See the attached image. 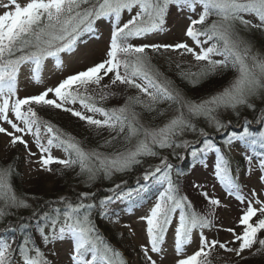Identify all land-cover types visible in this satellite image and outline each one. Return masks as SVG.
I'll use <instances>...</instances> for the list:
<instances>
[{
    "label": "snow or ice",
    "instance_id": "obj_1",
    "mask_svg": "<svg viewBox=\"0 0 264 264\" xmlns=\"http://www.w3.org/2000/svg\"><path fill=\"white\" fill-rule=\"evenodd\" d=\"M170 5L189 12H195L197 5L202 7L199 19L192 20L189 17L191 22L185 32L199 51L187 43L133 45L130 41L134 39L163 31ZM0 6L13 9L0 15V121L7 123L14 130L9 132L0 126V133L11 137V146L14 147L19 142L25 148L28 147L27 141L16 133L32 135L36 147L40 150L38 163L44 171H52L50 165L55 163L62 165L64 169L79 167L78 175H86L88 180H93L101 172L105 178H110L114 172H124L133 165L140 164L141 157L159 155L157 148L188 147L187 141L178 142L177 137L185 132H197L196 125L192 122L194 118L203 117L210 126L220 131L224 127L216 115L220 110L231 109L235 112L242 106L254 110L255 105L250 100L253 97L259 98L264 93V58H260L258 54H250L251 46L238 35L235 28L238 22L245 28L251 26L264 31V0H30L25 6L16 3V0H10L8 4ZM134 9L135 14L131 15ZM125 12L129 13L131 18L121 26V17ZM245 14L254 16L258 23L252 24L251 21L245 20L243 18ZM210 16L217 17V20L207 27L196 28V25H204ZM105 18L114 21L105 60L68 76L55 88H48L35 96L13 100V97H17L18 76L22 67L29 66L31 79L40 83L44 62L51 58L54 67L61 68V54L73 52L80 37L94 33L96 22ZM201 37L204 39L201 40ZM146 49H151L155 53H159L161 49L165 51L182 49L181 55L191 54L197 62H205L199 72H181V78L198 79L228 68L235 70L236 76L223 91L199 103L188 101L178 90L171 87L170 81L162 79L160 74L154 71ZM213 56H220L222 59H213ZM179 67L177 64V68ZM109 74H112L110 85L119 83L137 90L139 94L127 96L124 105L119 108L106 109L99 106L96 98L88 94V89L90 86L99 87L101 101L114 95L103 91L110 87L109 84H101ZM49 93H54L55 98L46 99ZM142 96L147 99H142ZM77 102L93 115H85L81 111L65 106ZM161 103H167L176 114L160 127L147 128L142 125L139 122L140 113L135 109L140 107L151 113L156 111ZM33 105L69 112L98 132L106 128L109 132L116 133L113 140L123 134V142L129 146L111 155L95 149L85 150L74 137L50 122L43 121ZM9 112L14 115L16 121L23 124V127L9 118ZM96 115L103 119L94 118ZM41 127L49 134L46 144L41 143ZM199 133L204 135L203 129H200ZM133 139L136 141L135 144H132ZM235 140L246 144L260 157L259 168L262 173L260 180L264 184V152H256L257 146L264 149V131L254 134L244 128L241 135L230 136L226 145H231ZM53 148L61 150L66 158L54 157L51 154ZM213 148L214 145L205 140L204 147L193 150L191 154L196 158L198 152ZM215 151L220 150L216 148ZM29 154L35 155L31 152ZM246 158L251 163V157ZM162 164L163 168L157 166L147 171L143 177L145 181L152 180L156 184L167 185L159 193L150 213L141 217L147 224L146 232L150 245V249L141 245L146 264H157L149 252L162 253L165 235L177 210H179L178 224L175 228L177 255H180L183 246L191 241L194 229H204L211 225L208 216L197 213L186 197L178 195L171 177V166L163 160ZM11 172L10 167L0 168L2 205L0 217L6 214L5 208L28 207L11 189L8 182ZM215 175L229 195H235L238 201L245 203V197L239 194V186L230 175L228 160L223 155L218 157ZM146 190L147 185H142L135 192L117 193L116 199L130 200ZM202 195L213 208L220 205L219 200L209 198L207 193ZM256 195L257 193L253 191V198ZM88 196V193H81L80 201L75 204L62 200L60 203L64 205L63 210L57 208L53 210L54 215L43 214L41 217L43 224H37L42 241L47 246L70 237L73 241L72 264H126L121 254L112 249L92 226L90 216L95 205L84 202ZM106 203L107 201L102 202ZM254 203L260 207L256 208L253 201H248L239 219V224L244 226L242 234L237 235L234 229H228L235 237L233 243L240 241L238 248H230L226 243L216 240L209 241L201 232L199 250L191 256L178 259L176 264H212L209 259L210 250L217 244L220 249L235 252L238 257L246 249H252L254 245L258 247L253 254L264 252V238L258 235L264 232V201L254 199ZM258 213L261 218L250 222ZM45 228L49 230L47 233ZM17 251L19 260L16 258ZM0 264H50V261L40 248L32 245L30 237L25 236L18 250L12 248L11 243L0 241Z\"/></svg>",
    "mask_w": 264,
    "mask_h": 264
},
{
    "label": "rangeland",
    "instance_id": "obj_2",
    "mask_svg": "<svg viewBox=\"0 0 264 264\" xmlns=\"http://www.w3.org/2000/svg\"><path fill=\"white\" fill-rule=\"evenodd\" d=\"M10 0H0V5L8 4ZM30 0H16V3L20 4L21 6H25ZM13 10L11 8L6 9L0 6V15H2L5 11ZM202 7L197 5L195 12H189L186 9L181 10L178 9L175 5H170L168 13L165 16V23L163 25V31L153 32L151 34L146 35L140 39H134L133 42L135 45H152V44H160V45H175L177 43H187L190 47L199 51L196 48L194 42L185 35L186 29L190 24V19L195 20L199 17V13L202 12ZM135 14V9L131 15ZM131 15L127 12L122 14L120 24L126 23L130 18ZM210 20L212 16L209 17ZM245 20H249L252 24L258 23V20L252 16L245 14L243 17ZM217 17L213 16L212 21L209 24L204 25H196V28H203L210 25L213 21H216ZM114 21L105 18L98 20L96 22L97 29L95 28V32L91 34H85L80 37L76 48L71 53H62V67L57 69L54 67V62L51 58L44 62V66L41 73V82L36 83L31 79L32 73L29 70V66L22 67L19 76H18V88H17V97L15 98H25L38 95L44 92L48 88H55L59 85L61 81L66 79L68 76L74 75L80 71L86 70L88 67L94 66L97 63L102 62L107 58L106 53L109 49L110 39H111V31ZM236 31L239 32V36L245 41V38L241 35L240 31H242L245 35L250 37L248 32H252L253 35L257 37H263L264 31H261L256 28H252L249 26L245 28L243 25L239 24L238 22L235 25ZM201 40L204 38L201 37ZM252 38L246 40L251 46V55H257L260 58H264V50L257 45L254 41H251ZM208 45H204L207 47ZM151 52L153 55H150L154 71L160 74V77L167 81H172L170 77L172 74H177L184 70L185 72H193L195 73L200 66H202L205 62H197L191 54L181 55L180 53L183 51H172L168 50L165 51L161 49L159 53L152 52L151 49H146ZM155 53V55H154ZM154 56V57H153ZM213 59H222L220 56H213ZM177 64L180 65L177 68ZM171 75V76H170ZM236 72L234 73L233 77L230 76V80L222 86L221 89L216 91L215 93H211V95L203 96L202 98L194 99L191 97L183 96L184 99L192 102L199 103L202 100H205L218 92L223 91L225 87L229 85V83L235 78ZM112 74L105 77L101 84H109L111 80ZM192 77H188L191 79ZM117 83L115 87L118 85ZM114 85H110L109 88L103 89L105 92L114 93V95H110L108 99L101 101L99 96L101 94V89L96 86H90L88 89V94L93 95L96 98V103L99 106H102L106 109H114L119 108L124 105L127 96H135L139 94L137 90L131 89L126 87L125 85H121L122 88H115L113 89ZM171 86L173 84L171 82ZM177 90V88H175ZM179 91V90H178ZM54 93H49L46 99H54ZM142 99H147L146 97L142 96ZM264 98L253 97L250 102L254 105H258L263 108V111L259 110V114L253 113L254 116L250 117L249 120H245L244 117H238V112L242 109L244 110H251L247 107H240L237 111H232L231 109L228 110H220L216 115L217 119L221 121L224 125L220 131H217L214 126H210L208 122L203 118H194L193 123L196 125L197 132H185L182 136L177 137V141H187L188 147L186 148H167V149H156L159 153L157 156H147L150 157L151 165L146 169L145 172L154 169L157 166L164 167L162 164V160L166 161L167 165L171 166V177L174 185L178 190V195L182 197H186L187 201L191 203L193 210H195L200 215L208 216L211 221L210 227L204 229H194L191 236V241L183 246V250L180 255L176 254L175 251V228L178 224L179 218V210L174 214L173 221L169 226L167 233L165 235V240L162 244V253L156 254L151 253L149 254L152 256L154 260L157 261V264H176V261L181 258H186L188 256L193 255L196 251L199 250V240L201 232L203 235L209 240H216L220 243H226L230 248H238L240 241H233L235 237L232 232L228 231V229H234L237 235L242 234L243 225L239 224V219L243 215L244 210L247 207L248 201H253V206L259 208L260 205L254 203V199H259L264 201V184L261 183L260 177L262 175L261 170L259 168V160L260 157L255 155L251 152V163H245V165H238L236 164L233 166V174L236 176L235 183L239 186V194L245 197V203H241L235 198V195H229L227 189L224 185L220 183L215 175L216 164L218 162V157L223 155L221 153V148H225L228 150L232 155L241 153L243 160L245 159L244 154H247L249 150L241 151V147L237 142L239 140L233 141L231 145H226L227 139L232 135L225 136L230 130L238 129L239 131L243 128L242 126H247L249 131L254 134H258L261 131H264V104H262ZM66 107L73 108L77 111H81L85 115H93L92 113L87 112L85 109L81 107V105L77 102L76 104H67ZM40 106H37L36 111L37 114H42V111H38ZM137 112L140 113L139 122L147 128H155L163 126L171 117H173L176 113L169 108L167 103H161L157 106V110L153 114H147V112L142 113L144 109L137 107L135 109ZM257 110L255 108L253 111ZM252 111V112H253ZM162 113V114H161ZM52 114L56 115L57 118L63 123V126H66L65 133L69 134L70 136L74 137L75 133V122H81L89 127L85 121H81L78 117H73L71 113L64 112L61 109H52ZM69 117L71 119H69ZM151 117V118H150ZM232 117L241 118L239 123L237 122L232 126L230 119ZM9 118L13 120V122L17 123L20 127H23V124L19 121L15 120L14 115L9 112ZM41 118V117H40ZM94 118L96 119H103L101 116L96 115ZM78 120V121H77ZM46 121V120H43ZM235 121V120H234ZM0 126L5 127L9 132H13L14 130L11 129L10 125L7 123L0 121ZM231 127V128H230ZM94 128V127H92ZM95 129V128H94ZM203 129L204 135H200L199 130ZM250 129H255L250 130ZM106 138L112 132H109L106 128L101 129ZM16 135L22 136V138L27 141L28 147L25 148L19 142L13 147L10 144L11 137L0 133V158L5 159L7 157H12V159L21 162V170L23 181L25 180V185H40L43 188H46L50 185V182L53 180V172L52 171H44L42 170L41 165L38 163L40 159V150L36 147L34 143V137L32 135H28L26 133H16ZM48 135L46 130L41 127V143L46 144ZM222 135L220 138L219 136ZM225 136V137H224ZM75 138V137H74ZM224 139V140H223ZM205 140L211 142L214 145L213 149L206 150L204 152H198V156L193 158L192 151L199 150L204 147ZM218 141H223L221 148L217 146ZM118 147L116 149L112 148V152H105L101 151L99 146L92 145L88 146L86 150L95 149L100 153L111 155L114 152L124 150L129 145L123 144V134L120 136L118 141ZM135 139H133L132 144H135ZM124 145L125 148L118 150L121 145ZM218 148L220 151L217 152L215 149ZM35 153V155H30L29 153ZM51 154L59 159H64L65 154L56 148L51 150ZM187 157L188 168H184L182 165V161L184 158ZM248 160V159H247ZM53 166L58 168H63L62 165L59 164H52ZM50 165V167H52ZM249 166V168L247 167ZM182 166L184 168H177ZM79 168V167H78ZM177 168V169H176ZM176 170V177L172 176V170ZM80 170L77 172V176L79 178L87 179L86 175H78ZM120 174L123 172H114L113 175ZM145 175V174H144ZM144 175H141L140 184L134 185L137 181H129L127 183H122L119 188L113 189L112 195H109L104 200L107 201L106 204H102L101 207H105L107 220H104L105 223H108L110 230L115 233V235L119 238V243L127 246V254H123V250L121 247H118L114 244V250H120L121 257L126 262L129 260L128 263L130 264H146L144 254L141 251V245L147 246L150 249V245L148 244L147 238V224L145 220H142L141 217H145L150 213V209L153 207L154 202L158 198L160 192L167 187L166 184H156L152 180L145 181ZM232 176V174L230 173ZM100 178L106 179L104 174L101 172L98 175ZM96 176L95 178H97ZM94 178V179H95ZM93 179V180H94ZM84 180V181H85ZM150 183L157 187V193L151 199L148 198V201L145 205L141 208L134 209V202L116 199L117 193H123L128 191H133L139 188L143 184ZM194 185H199L200 187H194ZM25 187V186H23ZM124 189V191H123ZM111 191V189L109 190ZM120 191V192H117ZM147 191V190H146ZM146 191L142 192L140 195L145 196ZM255 191L257 193L256 197L253 198L252 193ZM148 193V192H147ZM202 193H207L209 198L217 199L220 201V205L218 207H214L208 204V201L202 195ZM16 195V194H15ZM18 198L20 196L16 195ZM109 198H112L109 200ZM22 199V198H21ZM30 198L25 197L24 201L28 205ZM131 207L132 212L129 213V209ZM211 209L212 215L209 216V210ZM258 215V214H257ZM259 219L258 217H254L253 221ZM102 237V233H100ZM104 241H107V237H102ZM11 243V242H9ZM108 244V241L106 242ZM12 245V244H11ZM13 246V245H12ZM73 248V241L70 237H66L63 240H57L54 244H48L42 252H44L46 258L50 261V264H72L71 261V253ZM209 249H206L208 251ZM251 251V249H246L241 256H236L235 252H226L223 249L219 248V245L211 251L210 254H216L217 262H227L228 260H235L242 263V260L245 256ZM216 252V253H215ZM238 258V259H237ZM19 260V259H18Z\"/></svg>",
    "mask_w": 264,
    "mask_h": 264
},
{
    "label": "trees",
    "instance_id": "obj_3",
    "mask_svg": "<svg viewBox=\"0 0 264 264\" xmlns=\"http://www.w3.org/2000/svg\"><path fill=\"white\" fill-rule=\"evenodd\" d=\"M212 18L211 20L210 18H208L205 21V24H209L210 21H212ZM94 28H98L97 24L94 25ZM237 33L239 34L238 31ZM240 33L245 38V41L252 38L251 41H254L261 48L263 47L262 49L264 50V36L256 38V35H253L252 32H248L250 34V37L245 35L242 31H240ZM130 42L135 45L133 40ZM146 51L149 56L153 55L148 50ZM200 68L201 66L196 72H199ZM181 72L185 71L182 70L180 72H177V74H172L173 76L170 77V79L172 80L171 82L173 84V88H177V90H179V92L186 97L198 99L202 98L203 96L211 95V93H215L216 91L221 89L222 86H224L231 79L230 76L233 77L235 70L231 68H228L227 70H218L214 74L203 76L198 79L196 77H192V80L188 78H181ZM115 88L122 87L120 84H118L116 87L115 85L113 86V89ZM260 97L264 98V93H262ZM262 104H264V101H262ZM33 107L36 110L37 106L33 105ZM255 108H257V110H252L253 112L251 110L242 109L240 112L237 113L238 117L242 116L245 120H249L250 117L254 116V112L258 115L259 110L263 111V108L258 105H255ZM52 109L54 108L40 107L38 108V111L43 110V112L42 114L40 113V115L38 116L41 117L42 120L50 122L56 128H59L60 130L65 132L66 126H63V123L57 118V116L52 114ZM145 112L147 111H142V113L144 114ZM153 113H155V111L151 112V114ZM147 114L150 113L147 112ZM238 117H232V119H230L232 126H234V124H236L237 122L239 123L242 117ZM69 119L71 118L69 117ZM74 125L76 127L75 133L73 135L75 139L80 142L81 147H83L85 150L88 146L97 145L99 146L101 151L109 152L110 149V152H112V148L116 149L115 147H118V141L120 137L116 140H113V137L116 135L115 132H112L106 138V135L102 130L98 132L92 127H86V125L81 123L80 121L75 122ZM242 127L243 128L240 131L239 128H234L233 130H230L225 136L241 135L244 128H248L244 125ZM250 130L255 131V129ZM221 136L222 135H220L219 137L222 138L223 136ZM107 141H111V143H106ZM222 142L223 141L217 142L219 143L217 144L219 148H221ZM123 144L119 147L118 150L125 148ZM237 144H239L243 153L244 150H249V152L244 155V160L241 156V153L232 155L225 148H221V153L228 160L229 172L232 174V178L234 179V181L236 179V176L233 174V166H235L236 164L245 165V163H248L246 156H250L251 152H253L246 144L242 143L241 141L237 142ZM256 152H264V149H261L259 148V146H257ZM140 159L142 161L140 164L133 165L131 169L124 171L123 173H115L112 178L106 179L100 178L98 176L94 180H85L83 178H79V176H77V172L78 170H80L78 167H75L73 169H64L52 165L51 169L53 172V180L50 182V185L48 187L43 188L37 184L25 185V180L23 181L20 161L14 160L10 156L5 159L0 158V168L10 167L12 169L8 182L14 194L20 196V198H22L23 200L25 197L30 198L28 207L5 208L6 214L3 217H0V241L11 242V244L13 245L12 248L18 250V246L23 242L24 237L28 236L32 241V245L40 248L41 251L44 250L46 245L42 241V238L40 237L39 232L37 231V224H43L44 222L41 219L43 214L49 213L54 215V209L59 208L63 210L64 205L60 203L62 200L70 201L75 204L80 201L81 193H88V199L84 202L95 205V207L91 210L90 216L92 226L95 228L96 232L99 235L100 233H102V237H107L108 245H110L112 248L114 244L118 247H121V250H123V254L126 255L128 249L127 246L118 242L119 238L115 235V233L110 230L108 223L104 222V220H107L106 217L108 216L105 215V207L101 206L102 202H104L106 197L112 195V192H114L113 189L117 188V185L120 186L122 183H127L131 179L132 182L137 181L136 183H134V185H132V187L140 183L141 175H144L146 173V169L151 165L150 157L145 156L141 157ZM186 160L187 158L184 160V164H186ZM247 167L249 168L248 165ZM177 168H182V166H179ZM110 189L111 191H109ZM48 231L49 230L45 228V233H47ZM258 235L260 238H264V232H261ZM257 247L258 245L253 246L251 251L242 260L241 264H264V252L259 254H253L256 252ZM115 251L120 252V250ZM16 258L17 260L19 259L18 251ZM209 259L212 261V264H239V262L235 260H228L227 262L223 261L219 263L217 262L218 260L216 259V254L214 253L210 254ZM126 264L130 263L126 261Z\"/></svg>",
    "mask_w": 264,
    "mask_h": 264
}]
</instances>
